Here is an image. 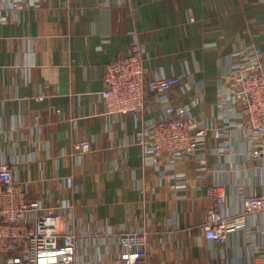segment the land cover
<instances>
[{
  "label": "crops",
  "instance_id": "0c3cea01",
  "mask_svg": "<svg viewBox=\"0 0 264 264\" xmlns=\"http://www.w3.org/2000/svg\"><path fill=\"white\" fill-rule=\"evenodd\" d=\"M131 32L149 72L179 82L164 97L148 90L142 114L107 116L103 70L129 53ZM244 45L264 54L261 0H45L0 25V154L27 198L59 213L61 234H74V264H114L118 236L137 231L146 238L137 264H264V212L244 218L240 203L264 190V170L240 142L214 155L207 131L205 177L186 160L176 179L145 167L135 140L166 107L189 106L193 131L214 127L218 64ZM79 142L89 143L86 153ZM215 183L226 188L225 220L247 228L224 244L202 231Z\"/></svg>",
  "mask_w": 264,
  "mask_h": 264
},
{
  "label": "built area",
  "instance_id": "2783aa9c",
  "mask_svg": "<svg viewBox=\"0 0 264 264\" xmlns=\"http://www.w3.org/2000/svg\"><path fill=\"white\" fill-rule=\"evenodd\" d=\"M44 1L0 0V25L14 20L18 13L34 10ZM131 35L129 53L116 57L103 70V89L98 96L107 116L123 118L142 114L148 90L164 97L179 82L178 77L151 74L140 36L136 32ZM218 65L217 124L208 130L202 127L193 131L198 123L189 106L166 107L162 119L149 121L135 133L145 167L168 170L176 179H182L183 173L178 170L183 163L196 160L198 178L203 179L205 138L209 131L215 140L210 149L214 155L223 154L234 142H240L255 168L264 170V54L252 45H244ZM89 146L87 142H79L76 150L83 154ZM13 165L14 162L0 154V264H74L77 258L74 234H61L57 225L59 213L27 198L14 176ZM207 192L215 206L206 213L203 235L212 242L227 243L234 231L245 230L246 225L237 219L225 220L226 188L222 184L215 183ZM240 203L244 218L264 212V190L259 194H244ZM118 244L121 251L114 264H137L145 258L143 232L122 233ZM259 256H264L262 251Z\"/></svg>",
  "mask_w": 264,
  "mask_h": 264
}]
</instances>
